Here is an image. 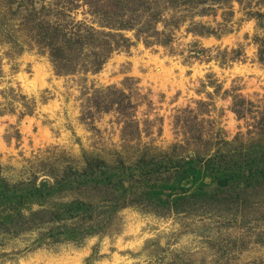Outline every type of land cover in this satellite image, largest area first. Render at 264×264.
Masks as SVG:
<instances>
[{"label":"rangeland","instance_id":"obj_1","mask_svg":"<svg viewBox=\"0 0 264 264\" xmlns=\"http://www.w3.org/2000/svg\"><path fill=\"white\" fill-rule=\"evenodd\" d=\"M263 134L264 0H0V166L12 183L51 182L48 168L88 154L205 160ZM254 197L256 229L237 226L240 205L126 207L78 244L0 235V264H264V185Z\"/></svg>","mask_w":264,"mask_h":264},{"label":"trees","instance_id":"obj_2","mask_svg":"<svg viewBox=\"0 0 264 264\" xmlns=\"http://www.w3.org/2000/svg\"><path fill=\"white\" fill-rule=\"evenodd\" d=\"M225 145L229 146L226 150L217 149L205 160L185 156L174 161L164 153L143 154L127 163L120 156L107 160L82 155L80 162L63 160L48 168L44 173L51 182L43 180L39 184L35 178L12 183L0 166V235L12 239L36 232L35 248L78 244L101 234L114 215L126 207L163 211V216L171 211L190 216L204 215L214 207L231 209L232 205H240L244 218L237 226L256 229L261 217H255L250 210L262 201L250 198H255L257 187L264 185V134L245 145ZM170 169L179 171L171 183L167 179L166 184L153 182L140 188V182L156 180V174ZM231 239L234 245L237 238ZM258 240L264 242V232L258 233ZM208 243L213 249L216 242ZM165 257L158 256L156 262ZM170 262L187 264L178 255L172 256Z\"/></svg>","mask_w":264,"mask_h":264}]
</instances>
